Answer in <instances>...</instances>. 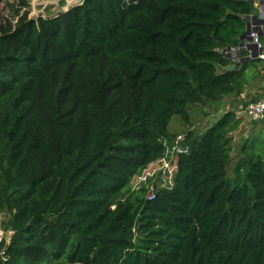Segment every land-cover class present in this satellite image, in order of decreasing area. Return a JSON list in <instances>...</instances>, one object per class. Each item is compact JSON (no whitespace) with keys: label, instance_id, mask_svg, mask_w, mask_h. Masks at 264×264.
<instances>
[{"label":"trees","instance_id":"1","mask_svg":"<svg viewBox=\"0 0 264 264\" xmlns=\"http://www.w3.org/2000/svg\"><path fill=\"white\" fill-rule=\"evenodd\" d=\"M16 2L0 21V264H264V135L228 178L235 111L180 134L187 151L152 200L132 188L171 157L173 116L188 127L192 106L258 76L224 53L255 7L84 0L31 19Z\"/></svg>","mask_w":264,"mask_h":264},{"label":"rangeland","instance_id":"2","mask_svg":"<svg viewBox=\"0 0 264 264\" xmlns=\"http://www.w3.org/2000/svg\"><path fill=\"white\" fill-rule=\"evenodd\" d=\"M37 1V0H36ZM68 1V0H67ZM76 0H71V2H68V4H73ZM32 0H30L29 4V11H32L33 13V7L35 6V4L31 5ZM60 3H62L63 6H65L66 1L64 3V0H62ZM17 2L16 0H10L8 3H1L0 4V21H2L3 19H6L8 21H10L12 24L16 22L17 18L21 15V12L18 11V6L16 5ZM39 7H36V9H38ZM47 8V7H46ZM55 10H53L52 8H50L49 13L51 14H56V12H54ZM42 13H37L34 15H30V12L28 13L29 17L31 19H36L37 17H39ZM44 14V13H43ZM47 15V14H44ZM45 17V16H44ZM261 63L259 61H255L252 66L254 68H256V70L254 72L258 71L260 72V70H257L260 68ZM252 67V68H253ZM260 74V73H259ZM258 74V75H259ZM261 75V74H260ZM263 79H261V82ZM263 92L264 91V84H262L259 87V92ZM258 99V97L253 96L252 97V101H256ZM247 102H244L243 104L240 105L239 108H242L243 106H245ZM221 105V104H220ZM220 105H212L213 109H196L194 108V106H192L190 108V113H191V123L190 126L187 127V125L184 124V122L177 116H173L172 120L169 124V131L173 134V135H180V134H185L186 130L190 129L193 131H198L201 132L204 129H206L213 121L215 118L214 114H217V110L218 107H220ZM213 115H212V114ZM209 114H211L209 116ZM210 117L209 120H207V117ZM262 135H264V120H259V121H253L250 119H242L241 120V124L239 129L231 134V146H230V154H229V161L227 164V176L230 179H234L235 174H234V167L236 162L243 156L244 151L242 149V147L244 145L247 146H258L260 143V137H262ZM176 136V137H177ZM174 142V140H173ZM161 171H159L158 169H156L155 167H150L146 172H142L139 175V178L137 180H135V188L137 187H145V186H151L153 185V181H155V185L158 187H165L171 184L172 181V177L174 172L171 173V175H165L164 172H161L160 177L159 173ZM157 176V177H155ZM156 179V180H154ZM232 184V182H231ZM132 188H133V184H132ZM2 221V217H0V223ZM9 236L10 233L8 234H4L2 228H1V224H0V240L3 237H6L7 240H9Z\"/></svg>","mask_w":264,"mask_h":264},{"label":"built area","instance_id":"3","mask_svg":"<svg viewBox=\"0 0 264 264\" xmlns=\"http://www.w3.org/2000/svg\"><path fill=\"white\" fill-rule=\"evenodd\" d=\"M264 0L257 1L254 0V7H258V11L254 12L252 15H256V19L249 20V33L247 34V40L245 43H241L239 47H235V50H226L225 56L227 58L236 59L238 58V53L240 48H245L247 50L248 55L246 57H251L250 60L259 61L260 72L264 74V44L261 41V37L264 35ZM37 4L36 0H32L31 5ZM48 7L47 3H42L40 8L36 9V6L33 7V13L30 11V15H34L37 13H42L40 16H44V9ZM249 15V16H252ZM250 45L251 48L247 49L245 45ZM236 115L240 119H250L253 121L264 120V95L262 98L256 101H248L244 107L236 111ZM184 141V135H178L175 140L174 146L171 148L170 153L172 154L169 159L163 158L160 159L150 165L147 166L142 172H146L150 167H155L161 172H164L165 175H171L172 172H175V159L179 153H186V146L182 144ZM139 176H136L133 179V189L135 188V180H137ZM154 182V181H153ZM172 184V181H171ZM170 184V185H171ZM155 197V187L151 185L149 190L147 191L146 199L152 200Z\"/></svg>","mask_w":264,"mask_h":264},{"label":"crops","instance_id":"4","mask_svg":"<svg viewBox=\"0 0 264 264\" xmlns=\"http://www.w3.org/2000/svg\"><path fill=\"white\" fill-rule=\"evenodd\" d=\"M61 1L62 0H37V4H35V6L40 8V5L42 3H47L48 7L46 9H44V14H47L45 16H50V15H55L54 13L53 14L49 13L50 8L55 10L54 12L57 13L59 11L58 6L61 5V3H60ZM65 1L67 4H68V2H71V0H68V1L64 0V3H65ZM257 1H261V0H257ZM67 4H65V5H67ZM63 5H61V6H63ZM257 11H258V7H255V12H257ZM235 62H238L237 59H235ZM259 69H257V70H259ZM252 70L255 71L256 68L253 67ZM247 73L249 74V71ZM258 73H260L261 75L259 74L254 80L250 81V83L244 87L243 91L239 95H237V96L236 95H228V96H225L223 98L220 107H218L219 110H217V114H214L215 115L214 121L209 126H211L217 119H219L224 112L229 111V110H232L235 112L238 111L240 109L239 108L240 105L243 104L244 102L250 101L253 96L258 97V99L263 97L264 91L259 92V87L262 84H264V74L259 72V71H258ZM261 79H263L262 80L263 82H261ZM194 108L199 109V110L205 109L204 107H200V106H195ZM206 109H213V106L206 107ZM211 114H209V116ZM209 116L206 118L207 120H209V118H210Z\"/></svg>","mask_w":264,"mask_h":264},{"label":"water","instance_id":"5","mask_svg":"<svg viewBox=\"0 0 264 264\" xmlns=\"http://www.w3.org/2000/svg\"><path fill=\"white\" fill-rule=\"evenodd\" d=\"M248 1H249V3H250L251 5H254V0H248ZM83 2H84V0H76L73 4H67V5H65L64 8H63V7H58V8H59L58 13L66 12V11H68L70 8H72V7H74V6L81 5ZM262 3H264V1H263ZM256 18H257L256 15L247 16V17L245 18V21H246L245 31H244V33L240 36V40L242 41V43H245V41L247 40V34L249 33V20H250V19H251V20H254V19H256ZM241 45H243V44H241ZM245 47H246L247 49L251 48L250 45H248V44H246ZM227 50H230V51L235 50V47L228 48ZM238 55H239V53H238ZM250 59H251V57H245V59H243V58H238L237 61H238V62H243L244 60H245V61H249ZM234 68H235V65L232 64V65H229V66L226 68V70H233Z\"/></svg>","mask_w":264,"mask_h":264},{"label":"clouds","instance_id":"6","mask_svg":"<svg viewBox=\"0 0 264 264\" xmlns=\"http://www.w3.org/2000/svg\"><path fill=\"white\" fill-rule=\"evenodd\" d=\"M58 7H63V8H64L65 6H61V5H60V6H58ZM56 14H58V12H57ZM56 14H55V15H56ZM44 16H45V15H44ZM44 16H43V17H44ZM241 43H242V41H241ZM238 58H239V55H238ZM238 58H236V59H238Z\"/></svg>","mask_w":264,"mask_h":264}]
</instances>
